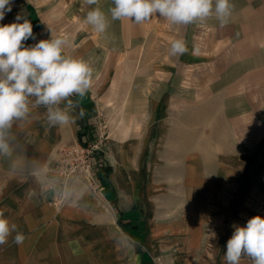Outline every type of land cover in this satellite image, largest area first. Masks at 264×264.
<instances>
[{
  "label": "crops",
  "instance_id": "obj_1",
  "mask_svg": "<svg viewBox=\"0 0 264 264\" xmlns=\"http://www.w3.org/2000/svg\"><path fill=\"white\" fill-rule=\"evenodd\" d=\"M70 1L81 35L64 54L93 68L81 99L86 115L49 126L47 108L33 107L31 97L27 117L8 130L0 211L26 239L16 245L13 233L0 245V264H225L234 225L264 217V0H230L224 27L214 17L172 25L156 14L135 24L108 14L105 34L85 18L97 6L107 14L112 0ZM18 14L34 32L24 0H13L5 16L15 22ZM180 36L188 52L173 57L170 42ZM66 105L59 107L78 116ZM248 117L259 148L231 149ZM99 122L109 133L101 193L81 186L53 203L59 147ZM240 264L251 261L242 256Z\"/></svg>",
  "mask_w": 264,
  "mask_h": 264
},
{
  "label": "clouds",
  "instance_id": "obj_2",
  "mask_svg": "<svg viewBox=\"0 0 264 264\" xmlns=\"http://www.w3.org/2000/svg\"><path fill=\"white\" fill-rule=\"evenodd\" d=\"M13 0H0V21L11 11ZM88 5H98L99 0H85ZM114 7L107 14L99 6L86 14V23L99 34H105L111 21L131 20L142 24L156 14L172 25L204 23L215 18L220 27L229 24L234 5L230 0H112ZM23 20L22 23L19 21ZM33 38L32 23L21 15L10 24H0V153L9 154L8 130L14 121L29 114L30 98L35 97L33 107L47 108L49 126L75 124L83 119L86 111L81 99L88 93L93 77V68L87 60L64 54L69 41L63 37H50L34 45L25 46ZM188 52L183 36L170 42L169 54L179 57ZM75 95L74 102L69 99ZM67 101L68 108H78V116H71L59 105ZM227 241L224 253L225 264H240L242 256L251 264H264V217L250 218L245 226H235ZM22 245L25 235L15 223L0 211V245L8 243Z\"/></svg>",
  "mask_w": 264,
  "mask_h": 264
},
{
  "label": "built area",
  "instance_id": "obj_3",
  "mask_svg": "<svg viewBox=\"0 0 264 264\" xmlns=\"http://www.w3.org/2000/svg\"><path fill=\"white\" fill-rule=\"evenodd\" d=\"M108 140L107 124L99 122L89 125L80 141L59 148V158L53 166L57 178L53 203L62 205L73 199L81 186L91 193H101Z\"/></svg>",
  "mask_w": 264,
  "mask_h": 264
},
{
  "label": "rangeland",
  "instance_id": "obj_4",
  "mask_svg": "<svg viewBox=\"0 0 264 264\" xmlns=\"http://www.w3.org/2000/svg\"><path fill=\"white\" fill-rule=\"evenodd\" d=\"M24 2L30 11L29 17H32L35 21L33 38L25 41V46L36 44L35 41L37 42L41 37L45 40L50 37H63L67 40L72 38L75 41L80 38L79 7L77 6L76 9H73V14H70V0H24ZM32 4L35 6L33 5L34 7H32ZM10 23H13L12 19L6 16L0 21V24ZM70 26H73V28L70 29ZM76 47L77 45H72L67 49H75ZM258 98H262V101H264V94L262 93ZM251 121H253L252 117H248L245 131L235 134L234 137L231 136L232 139L234 138V140L230 141L231 149L259 148V141L256 142V145L250 140L255 129V126L250 123ZM262 140L264 142V133Z\"/></svg>",
  "mask_w": 264,
  "mask_h": 264
},
{
  "label": "trees",
  "instance_id": "obj_5",
  "mask_svg": "<svg viewBox=\"0 0 264 264\" xmlns=\"http://www.w3.org/2000/svg\"><path fill=\"white\" fill-rule=\"evenodd\" d=\"M85 132H82L81 135H84Z\"/></svg>",
  "mask_w": 264,
  "mask_h": 264
}]
</instances>
